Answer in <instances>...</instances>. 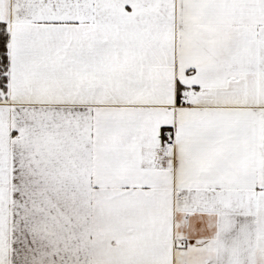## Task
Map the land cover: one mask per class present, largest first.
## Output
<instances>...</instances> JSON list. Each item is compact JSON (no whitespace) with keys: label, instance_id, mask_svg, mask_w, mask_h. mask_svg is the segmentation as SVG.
Instances as JSON below:
<instances>
[{"label":"snow or ice","instance_id":"6c2138e0","mask_svg":"<svg viewBox=\"0 0 264 264\" xmlns=\"http://www.w3.org/2000/svg\"><path fill=\"white\" fill-rule=\"evenodd\" d=\"M0 264H264V0H0Z\"/></svg>","mask_w":264,"mask_h":264}]
</instances>
